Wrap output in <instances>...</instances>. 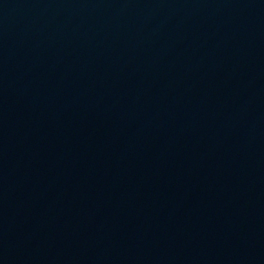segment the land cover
Segmentation results:
<instances>
[{
    "label": "water",
    "instance_id": "obj_1",
    "mask_svg": "<svg viewBox=\"0 0 264 264\" xmlns=\"http://www.w3.org/2000/svg\"><path fill=\"white\" fill-rule=\"evenodd\" d=\"M0 264H264V0H0Z\"/></svg>",
    "mask_w": 264,
    "mask_h": 264
}]
</instances>
